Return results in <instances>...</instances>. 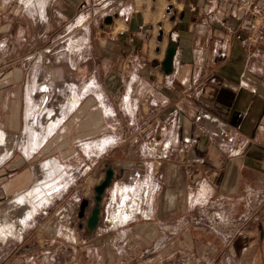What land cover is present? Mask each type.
<instances>
[{
    "label": "crops",
    "instance_id": "obj_1",
    "mask_svg": "<svg viewBox=\"0 0 264 264\" xmlns=\"http://www.w3.org/2000/svg\"><path fill=\"white\" fill-rule=\"evenodd\" d=\"M102 1L33 0L28 30L25 16L5 14L0 6V130L14 141L13 151L0 158V212L34 185L37 159L52 156L66 167L75 157L83 171L106 160L114 172L110 183L126 167L141 169L128 181L145 184L155 200L148 215L155 206L157 235L175 217L186 220L180 231L187 230L191 246L197 239L209 243L212 231H234L220 233L228 256L252 247V263L264 264V222L229 223L222 215L244 217L264 196V23L257 42H249L202 27L188 0H110L112 7ZM73 22H81L77 30L67 25L53 32L54 25ZM238 28L245 29L243 21ZM38 40L50 42L44 53L66 54L62 72L90 74L86 90L74 86L77 95L64 113L42 116L54 91L33 56ZM22 42L29 55L20 58ZM10 44L16 57L8 62ZM172 44L167 74L161 62ZM70 54L75 61H68ZM45 74L58 76L47 67ZM54 115L60 122L53 128L47 120ZM55 192L60 196L31 212L16 235L0 238V264H164L176 243L137 227L135 239L152 237L156 254L133 257L127 251L132 228L121 229L118 239L102 238L99 222L94 228L80 222L86 194ZM212 207L220 219L214 227L204 218Z\"/></svg>",
    "mask_w": 264,
    "mask_h": 264
},
{
    "label": "rangeland",
    "instance_id": "obj_2",
    "mask_svg": "<svg viewBox=\"0 0 264 264\" xmlns=\"http://www.w3.org/2000/svg\"><path fill=\"white\" fill-rule=\"evenodd\" d=\"M28 1L29 0H0V6L2 8L1 12H4L5 14H13L20 12L21 15L26 17V19H22L23 21H26L25 23L23 22L22 25L25 26L27 29L30 26L28 22V16L36 14L34 5H30L31 3H33V0H30L29 2ZM109 1L110 0H103L101 5L104 6L108 4ZM102 11H104V9H102ZM38 13L40 12H38L37 9V14ZM80 23H62V25L60 24V26L58 27L54 25L53 32L58 31L57 33L60 34V32L64 30L67 25H70V27L73 26L75 30H77V27ZM37 32L39 33L40 31L37 30ZM32 34H34V32H32ZM59 34H55L52 39H55L57 42H60L62 39H58L57 36ZM26 35L28 36V32L26 33ZM38 41L39 42L36 46V51H33V53H35L33 56L37 57V63L39 64L37 68H40L39 73L41 77L52 81V90L54 91V93L52 94L53 96L48 102L47 112H43L42 116L44 115V113L51 112L59 114H61V112L64 113L66 109H71L74 102V97L77 95L76 93L74 94V86H79V91L82 93L84 90L87 89L86 85L89 84V82L87 81H90L88 80L90 78V74L86 72L83 75L77 70L71 69L62 72L60 70V65L61 63H66V54H63L61 51H59V49L56 52L52 51L51 54L44 53V49L49 46L48 44L50 42L48 44H44L46 41ZM63 45L64 44L58 45V47H55V49L62 48L61 46ZM9 46L10 48H8L7 50L8 55L5 56L8 62L11 61L10 59L16 57V53L12 52V45L10 44ZM20 48V52L18 53L20 54V56L17 55L18 57L22 58L25 55H29L26 54L28 53L29 48L28 42H22ZM74 57V55L70 54L68 56V61H75ZM65 66L68 68L70 67L69 65ZM46 67L58 73L57 79H52L45 74ZM57 87L59 88V92L56 93ZM62 90L64 92H62ZM40 119L41 117H39L37 121L39 122ZM52 121H56V125H58L60 122V118L57 117V115L51 116L47 120V123L50 124V127L52 126V124L50 123ZM22 137L23 135L20 136V139H23ZM13 142L14 141H12L11 144H13ZM9 149L13 151V146L11 148L7 147L6 145L0 146L1 157L4 154L9 153ZM75 161L76 159L74 157V159H71L69 162H66L68 166L63 167V165L52 156L48 158L37 159L35 163L36 174L34 185L26 191L22 192V194H19L10 203L9 207L6 208L7 210H5V212H0L1 223L6 225L8 224V226H15L17 228V231L15 233L16 235L19 230L25 226L26 222L24 221L27 219V217L32 211L34 212L39 205L51 201L50 198L52 196L53 198L55 196H60V193H57L55 191L64 192V190L68 191V194H70L69 196L75 193H79L80 196L86 194V197L89 200V205L86 208L85 216L80 219V222L87 223L89 217L91 216L92 209L96 205L95 186L100 184L106 178V171L111 166L105 165L106 160H100V164L91 167L90 170L87 169L86 171H83V169H80V167L75 164ZM137 171H139L140 173L141 169H133L130 167H126L124 168V171L121 173V175H117L113 182L107 186L106 191L103 194L102 201L99 205V227L101 228L102 232L101 237L107 239H118L120 238L119 236L121 233V229L132 228L133 232H131L130 236L128 237L132 239V241L129 239L130 241L127 244L128 253L133 257L139 256L142 253L144 254V256L152 258L154 256V253L156 254V252L153 251V249H155L156 247V244L152 242V237L150 238L148 243L145 239H143V241L136 240V234L140 233L136 232L135 228L141 227L143 229V231H140L142 232V234H150L152 232L156 234L158 228L157 224L159 223V216L157 215L155 206H153V214L148 215V212L153 204L151 203L152 200L148 197V195H146V198L142 197V193H145L146 191L145 184L141 183L140 181L130 184L128 181L129 176H131L132 174L135 175ZM49 194L51 195L49 196ZM21 196L23 197L22 200L20 202H17V200ZM133 197H136L137 199ZM71 206L73 205L71 204ZM249 206L250 213L246 214L244 217H241L240 215L237 216L235 213L231 214L224 212L222 214L223 218L229 221V223H237L242 222L244 220L245 223H249L252 225L258 221L264 222V196L260 197V199L254 200L252 203H250ZM118 209H122L123 212L131 213L132 215L130 214V216L126 219L127 221L124 220V222L114 223L115 221L112 218L114 216V213ZM138 210L140 211L138 212ZM213 211H216V207L209 208L208 215L204 218L207 224L214 227L215 225L218 226L220 219L215 217ZM77 218V214H74L71 220L77 221ZM185 222L186 220L180 217L169 218L167 223L164 224L167 226V228L165 230L160 229L161 231H158L159 234L155 235L158 239H177L175 245L168 249L169 254H167V256L165 257L164 264H211V262H213V264H253L252 258L254 256V250L252 247L246 248L245 251L242 252L241 250H238V252L236 251L232 258L228 256V254L230 255V252L225 250V248L223 247V237L220 233L223 232L232 234V232L234 233V231H212L209 235V243H205L204 240L197 239V242L194 243L193 246H191L188 241L187 230H185L184 232L180 231V228L184 229ZM80 237L82 238V236ZM146 246L148 247V249L146 250H149L147 252L144 250L145 248H147ZM261 250L262 254H264V248H262ZM222 255L227 260L225 263L220 262V256ZM72 264L74 263L72 262ZM254 264H257V262Z\"/></svg>",
    "mask_w": 264,
    "mask_h": 264
},
{
    "label": "built area",
    "instance_id": "obj_3",
    "mask_svg": "<svg viewBox=\"0 0 264 264\" xmlns=\"http://www.w3.org/2000/svg\"><path fill=\"white\" fill-rule=\"evenodd\" d=\"M106 5L112 7V2L109 1ZM186 6L190 12L201 17L202 27L222 30L228 34L237 33L244 41L257 42V32L264 23V0H188ZM247 15L249 18L245 20L243 17ZM239 21H243L245 28L240 32ZM144 29L145 24L141 23L137 33L142 34ZM124 32L125 30H121L120 34Z\"/></svg>",
    "mask_w": 264,
    "mask_h": 264
},
{
    "label": "water",
    "instance_id": "obj_4",
    "mask_svg": "<svg viewBox=\"0 0 264 264\" xmlns=\"http://www.w3.org/2000/svg\"><path fill=\"white\" fill-rule=\"evenodd\" d=\"M112 16H108L105 20L106 22L111 21ZM162 32H160L159 35V39H161L162 37ZM174 55H175V46L172 44L168 47L167 52H166V56L164 58V60L161 62L162 63V67L164 69L165 73H171L173 70V59H174ZM113 169L109 168L106 171V178L98 185L95 186V200H96V205L94 206V208L92 209V213L91 216L88 219V226L90 228H94L97 223L99 222V214H100V202L102 201L103 198V194L106 191L107 186L110 184L112 176H113Z\"/></svg>",
    "mask_w": 264,
    "mask_h": 264
},
{
    "label": "bare ground",
    "instance_id": "obj_5",
    "mask_svg": "<svg viewBox=\"0 0 264 264\" xmlns=\"http://www.w3.org/2000/svg\"><path fill=\"white\" fill-rule=\"evenodd\" d=\"M9 1H12V0H9ZM23 1H25V0H23ZM30 1V0H29ZM28 1V2H29ZM27 2V1H26ZM50 121V120H49ZM51 124H52V126L54 125H56V121H52V122H50ZM13 140L11 139V138H8L7 137V135L6 134H4L1 130H0V146H3V145H6L7 147H9V148H11L12 146H13V144H11V142H12ZM10 150V149H9ZM11 151V150H10ZM9 151V152H10ZM0 158H2L1 157V155H0ZM145 189V188H144ZM40 191V190H39ZM38 191V192H39ZM145 191V190H144ZM35 192H36V190H35ZM40 194V193H39ZM143 194V195H142ZM141 195H142V197L143 198H146V191H145V193H142ZM35 196V195H34ZM37 196H39V195H37ZM138 197V196H137ZM22 196L17 200V202H20L21 200H22ZM27 198V197H26ZM127 198V197H126ZM125 198V199H126ZM133 198H135V199H137L136 197H133ZM147 200V199H146ZM125 201V200H124ZM143 201V200H142ZM141 202V201H140ZM24 203V202H23ZM26 204V203H25ZM125 204V203H124ZM120 207V206H119ZM140 207V206H139ZM138 207V208H139ZM33 210V209H32ZM140 210H138V212H139ZM33 212V211H32ZM133 213V212H132ZM130 214L131 213H125V212H123V210L122 209H118L115 213H114V216H113V218L112 219H114V223H116V222H124V220H126L129 216H130ZM132 215V214H131ZM18 217V216H17ZM21 218V217H20ZM26 221V220H25ZM24 221V222H25ZM127 221V220H126ZM119 224V223H118ZM20 226H21V224H20ZM16 231H17V228L15 227V226H13V225H10V226H8V224L6 225V224H3V223H1V221H0V237L1 238H3V239H5L6 237H7V235L8 234H11V235H15V233H16Z\"/></svg>",
    "mask_w": 264,
    "mask_h": 264
}]
</instances>
